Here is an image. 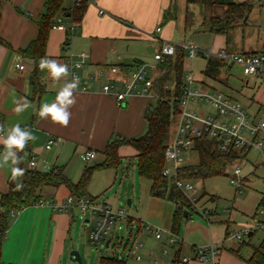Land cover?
Instances as JSON below:
<instances>
[{
    "label": "crops",
    "instance_id": "crops-1",
    "mask_svg": "<svg viewBox=\"0 0 264 264\" xmlns=\"http://www.w3.org/2000/svg\"><path fill=\"white\" fill-rule=\"evenodd\" d=\"M235 1L251 2L253 8L250 17L257 11V19H263L257 32L256 46L245 42L243 38L240 50H261L264 0ZM47 2L48 0H0V39L5 41H0V126H3V134L6 135L8 129L19 124L22 128L30 129L37 137L28 142L25 169H29L28 159L34 157L37 164L35 169L46 171V163L51 167L63 166L71 181L77 182L85 168L104 161V150L109 142L143 135L148 128L146 113L157 104L154 95L136 92L118 105L115 95L105 92L103 86L119 77L127 79L142 63H155L153 52L165 40L172 42L186 38L187 31L193 28L186 29L188 10L193 14L194 25H200L202 15L197 5H188L187 0H94L87 3L82 19L76 22L70 13L74 0H63V8L54 18L45 45V55L41 58L47 57L66 64L69 55L77 59L78 54L85 52L88 57L78 70L79 87L75 90L77 102L70 109L71 121L67 127H62L53 123L50 118L41 119L38 113L42 104L52 103L60 88L71 81L70 75L55 81L47 70H40V85L35 86L32 75L41 58L36 61L21 53L37 39L38 20L45 13ZM224 9L222 5H215L214 12L221 15ZM100 10L104 13H100ZM58 18L66 25L76 24L77 29L70 39L65 30L53 28ZM157 27H161V30L155 35ZM220 35L226 42L225 36ZM17 64H22L25 68L21 70ZM113 67H117L118 72H112ZM17 101L20 104L28 102L30 106L17 113L14 110ZM54 137H61L63 140L47 149L48 139ZM87 150L97 153L91 165L93 160L85 162L82 159ZM0 151L4 152L2 144ZM119 155L118 166L99 168L95 172L107 171L106 175L114 183L120 176L123 183L135 171L138 172L137 164L132 173L128 168L129 157H137V151L131 145H121ZM74 158H81L86 165L83 171L81 169L73 174L68 163ZM10 176V165L0 168V198L8 191ZM89 184L88 195L96 203L113 206L109 198L100 202L91 193L94 191L88 189ZM149 187L148 182L147 191L142 190L139 197L140 207L143 203L148 204L147 211L143 212L140 208L134 217L131 216L128 242L123 245L125 253L118 256L125 259L126 264H222L224 257L233 256V250L239 248L232 243L225 247L228 225H216L218 220L208 210L211 215L206 217L210 222L208 225L194 221L192 216L184 219L177 233L180 241L167 245L168 233H172L175 203L165 202L166 198L151 196ZM40 196L44 200L60 203L70 196V191L66 186L44 187ZM76 214V207L57 210L48 205H30L19 214L11 215L8 229L0 242V264H64L67 252L75 250L77 244L73 229ZM83 218L89 233L95 219L91 215ZM141 221L163 229L164 238L158 240L153 233L140 228ZM196 240L204 246L213 245L215 253L204 261L196 260L195 253L190 252V249L195 252L199 247L194 243ZM137 242L143 243L139 250L133 248V244ZM110 245L111 239L106 238L105 246L108 248ZM183 257L191 259L183 262Z\"/></svg>",
    "mask_w": 264,
    "mask_h": 264
},
{
    "label": "built area",
    "instance_id": "built-area-1",
    "mask_svg": "<svg viewBox=\"0 0 264 264\" xmlns=\"http://www.w3.org/2000/svg\"><path fill=\"white\" fill-rule=\"evenodd\" d=\"M93 1L74 0L73 7L80 6L84 2L90 3ZM100 13H104V11L100 10ZM53 28L65 30L70 39L75 33L77 26L74 23L66 25L61 18H58ZM160 30L161 27H157L155 35ZM260 39L263 47L259 51L230 53L224 48L215 53L211 49H202L195 43L176 44L165 40L162 42L161 47L153 52L155 63H142L129 74L127 79L123 80L119 77L103 86L105 92L115 95L118 105H121L126 97L136 92L151 94L158 99V94L155 90L157 66L167 57L174 56L177 48H182L185 51L186 59L188 58L189 60H194L198 56H203L206 59L213 56L222 61L219 80L211 78L209 85L205 82H197L193 68H190L189 73H184L181 94L178 97H174V101L179 102V112L174 124V133L171 135L165 149L166 164L163 168V174L169 179L171 184H174L183 192L197 209L199 197L196 196L197 188L193 183L194 181L177 179L176 174L180 167L186 165L181 163H184L186 158H190L193 152L197 153L195 146L198 140L208 139L213 142L219 152L233 155L234 158L230 165L233 170L229 179L240 193L242 192L241 185L244 181V175H242L243 166L246 163L264 165V102L258 103L255 108H252V105L257 103V101H252L248 105L240 99H236L214 87V84H220L221 86L228 84V80L223 79L222 76L223 74L232 76L235 69H240L249 78L257 76V78L264 81V28L261 31ZM82 56L88 57L85 52H81L77 55V59L72 55L66 58L71 80L73 76L78 77V70L86 61V58L82 59ZM17 67L21 70L25 68L22 64H17ZM111 70L114 73L118 72L117 67H113ZM249 80L247 79V84ZM139 87L140 89H138ZM169 87H171L170 84L165 86L166 89ZM201 102L209 104L210 108L216 113L208 112L207 109L198 105ZM62 140L61 137L49 138L46 148L50 149L55 143H61ZM2 152L0 151V153ZM252 152L255 153V156L248 158ZM96 156L97 153L94 150H87L83 153L82 159L85 162H89L95 159ZM190 164L192 163H188V165ZM27 165L29 169H35L37 165L36 159L34 157L29 158ZM52 168L50 164L46 163V171ZM32 205H48L57 210H69L72 207H76L83 217L90 214L95 219L88 236L92 244H105L106 238L113 228L120 229L123 224L128 226L131 220V215L124 208H114L108 203H96L88 197L74 198L70 195L65 201L60 203L41 198L34 201ZM19 213L14 210L11 211L14 216ZM204 214H208V212H204ZM139 227L148 233H153L158 240L163 239L165 236L163 229L149 222L141 221ZM259 229L264 230V222H257L254 225L245 227L236 234L231 233V237L243 240ZM179 241L177 235L168 233L167 245H174ZM142 247V242L133 244L134 249L139 250ZM214 253L215 248L213 245L197 247L195 249V259L204 261ZM190 259L189 257H183L182 261L188 262Z\"/></svg>",
    "mask_w": 264,
    "mask_h": 264
},
{
    "label": "trees",
    "instance_id": "trees-1",
    "mask_svg": "<svg viewBox=\"0 0 264 264\" xmlns=\"http://www.w3.org/2000/svg\"><path fill=\"white\" fill-rule=\"evenodd\" d=\"M62 3L63 0H48L45 7L46 11L38 20L39 35L26 50L21 51L22 54L30 56L36 61L45 55L48 33L54 23V18L63 8ZM187 3L188 5H198L201 9L202 21L198 31L222 34L225 36L226 44L232 41L233 33L237 28L248 25L253 8V4L249 1L239 3L235 0H187ZM86 5L87 3L84 2L80 6L73 7L70 13L73 15L74 21L79 22L82 19ZM215 5H222L225 8L223 14L218 15L214 12ZM193 26V14L188 10L186 29ZM0 41L5 42L2 39ZM185 59V51L179 47L174 56L167 57L158 64L155 83L158 99L156 106L149 108L146 113L147 131L136 138L109 142L104 150V161L85 168L77 182L71 181L65 174L63 166H54L49 171L25 169L26 147L24 152L20 153L22 161L19 165L25 169L24 175L16 180L10 176L8 191L2 194L0 198V242L8 229L11 211L20 212L32 205L34 201L41 199L40 191L44 187L66 186L72 197H89L92 199L87 192L92 173L99 168L118 166L120 163L119 148L123 144L131 145L137 151L138 173L140 177L150 183V195L166 198L175 203L171 230L177 235L182 220L191 217L192 212L199 211L183 192L171 184L163 174V168L166 164L165 149L171 137V128L174 126L179 112V102L174 101V97L181 94ZM222 64L219 59L213 56L209 57L204 73L208 77L218 79ZM39 75L40 69L39 66H36L32 75V82L38 87L40 85ZM167 84L171 85L168 89L165 88ZM195 148L198 154V163L180 167L177 170V179L197 181L227 175V168L233 161V155L219 152L213 142L208 139L198 140ZM18 184L22 186L18 188ZM205 196H210L208 202H215V195L205 193L199 196L198 207L200 206L198 205L199 202ZM185 212H187L186 215ZM256 231L247 240H242L237 250H233L234 254L239 255L241 247L250 246L251 253L244 259L248 264H264V237L257 245L251 243V238ZM99 264H126V261L118 256H102Z\"/></svg>",
    "mask_w": 264,
    "mask_h": 264
},
{
    "label": "rangeland",
    "instance_id": "rangeland-1",
    "mask_svg": "<svg viewBox=\"0 0 264 264\" xmlns=\"http://www.w3.org/2000/svg\"><path fill=\"white\" fill-rule=\"evenodd\" d=\"M197 7L200 9L198 5ZM251 16L252 17L249 16V23L247 26L240 27L234 31L232 41L229 44H226L220 34L209 31H198V24H195L192 29L187 31L186 38L182 37L172 42L176 44L195 43L200 48L206 50L211 49L215 53L223 48L227 49L229 53L240 52V45L243 42V38H245V42H250V44L256 46L257 32L262 26L261 24H263V19H257V11H254ZM252 18L257 21L252 20ZM199 20H201V18H199ZM206 65L207 59L203 56H198L194 60H189L187 58L185 59L184 73H189L190 68H193L195 78L198 80L197 82H205L209 85L212 77H208L204 73ZM222 77L223 79L228 80V84L222 86L220 84H214V87L219 91L227 93L236 99H240L248 105H250V102L252 101H257V103L252 105V108H255L256 104L264 102V81L257 78V76L249 78L245 76L240 69H235L232 76L223 74ZM247 79H250L248 84L246 83ZM217 80H219V78ZM198 105L207 109L208 112H212L213 114L216 113V111L212 110L206 102H201ZM173 133L174 126L171 128V135H173ZM252 156H255V153H250L248 158ZM129 161L128 168L130 173H132L133 167L134 169L136 168L138 158L129 157ZM93 163L94 160L90 162V165ZM187 163L197 164L198 154L193 152L192 156L186 158L185 162L181 164ZM85 165V162L81 158H74L69 160L68 163V166H71L73 169V174L81 169L83 171ZM232 170L233 167L228 166L227 175L210 177L205 180H197L193 182L197 188L196 196L199 197L206 193L207 195H215L216 199L215 202H208L207 200L210 196L202 198L198 204L201 207L197 206V210L199 211L191 213L192 218L196 222L208 225L210 222L206 217L213 215L212 217L218 220V223L214 222L216 225L227 224V241L225 247L230 243H232L233 246L238 247L242 242V240H237L235 238L231 239V233L236 234L245 227L254 225L257 222H264V165H252V163H246L243 166L242 175H244V181L241 185V193L238 192L230 182L229 176L230 173H232ZM94 172L92 173L88 189L94 191L91 193L96 196L100 202L107 201L109 198L108 200L114 208H124L133 217L137 214V211L140 208H142L141 210L143 212L147 211L148 204L146 205V203H143L142 207H140L139 197L142 190L145 192L147 191L148 181L140 177L137 171H135V174H131L129 178H126L123 183L120 180L121 176L118 178V181L114 183L113 179L110 180V176L106 175L105 172L107 171H101L99 173ZM129 200H131L130 204ZM165 200L167 203H174L169 199ZM76 209L77 220L75 221V227L73 228L77 240L75 250L79 252L82 264H98L102 256H120L125 253L123 245H126L128 242L127 238L131 227L130 225L127 226L126 224H123L120 229L113 228L111 230L109 236H107L108 239H111L110 247L107 248L105 244H92L89 241L88 229L84 226L82 213L78 208ZM207 210L211 215L204 214V212L207 213ZM263 237L264 230L259 229L251 238V243L257 245L262 241ZM247 239L248 238H244L243 240ZM130 241L131 240H129V242ZM121 243L123 244L121 245ZM194 243L199 247L204 246L199 240L194 241ZM190 250V252L195 253L192 249ZM70 251H68L65 256L64 264H79L77 261L70 258ZM250 253V246L245 245L241 247L239 255L233 254V256L224 257L222 259V264H248L244 259L247 258Z\"/></svg>",
    "mask_w": 264,
    "mask_h": 264
},
{
    "label": "clouds",
    "instance_id": "clouds-1",
    "mask_svg": "<svg viewBox=\"0 0 264 264\" xmlns=\"http://www.w3.org/2000/svg\"><path fill=\"white\" fill-rule=\"evenodd\" d=\"M86 57L82 56V59ZM39 69L47 70L48 74L55 81H60L61 78L70 75V70L67 64L58 62L55 59L47 57L41 58L39 61ZM79 87V77L73 76L70 82H66L58 91L55 100L52 103H44L40 106L39 116L41 119H51L55 124L62 127H67L71 121V107L76 104L75 90ZM17 107L14 109L17 113L26 110L30 105L28 102L20 104L16 102ZM3 126H0V144L4 147V152L0 153V168L10 165L11 176L13 180L22 177L25 169L19 167L22 157L21 152H24L29 141L37 139L28 128H22L19 124L8 129L6 135L3 134ZM22 185H17L21 187Z\"/></svg>",
    "mask_w": 264,
    "mask_h": 264
},
{
    "label": "water",
    "instance_id": "water-1",
    "mask_svg": "<svg viewBox=\"0 0 264 264\" xmlns=\"http://www.w3.org/2000/svg\"><path fill=\"white\" fill-rule=\"evenodd\" d=\"M130 202H131V200H129V204H130ZM186 214H187V212H185V215ZM70 258L74 261H77L79 264H82L80 254L77 250H73L70 253Z\"/></svg>",
    "mask_w": 264,
    "mask_h": 264
}]
</instances>
